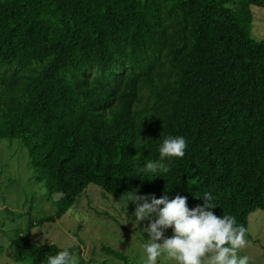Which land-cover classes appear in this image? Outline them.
Returning <instances> with one entry per match:
<instances>
[{"label":"trees","instance_id":"obj_1","mask_svg":"<svg viewBox=\"0 0 264 264\" xmlns=\"http://www.w3.org/2000/svg\"><path fill=\"white\" fill-rule=\"evenodd\" d=\"M252 7L264 0H0V139L19 140L58 195L54 215L11 238L15 261L73 256L75 245H39L31 231L90 184L113 197L179 194L190 210L210 192L211 211L246 229L264 211V38L251 37ZM168 136L186 139L185 155L147 171Z\"/></svg>","mask_w":264,"mask_h":264},{"label":"rangeland","instance_id":"obj_2","mask_svg":"<svg viewBox=\"0 0 264 264\" xmlns=\"http://www.w3.org/2000/svg\"><path fill=\"white\" fill-rule=\"evenodd\" d=\"M252 11L255 18L251 37L259 41L264 38V8L252 7ZM57 198L58 195L48 193L22 143L17 139H0V264H20L9 247L11 238L26 230L28 219L54 215ZM130 204L127 196L113 197L90 184L62 218L35 225L31 239L39 245H75L76 264H145L143 244L150 237L143 229L150 221L134 222V226ZM172 234V228L164 230L166 238ZM245 239L247 245L238 255L248 256L250 264H264L263 210L249 214ZM103 247H109L122 258L105 252ZM157 264L177 262L162 255Z\"/></svg>","mask_w":264,"mask_h":264},{"label":"clouds","instance_id":"obj_3","mask_svg":"<svg viewBox=\"0 0 264 264\" xmlns=\"http://www.w3.org/2000/svg\"><path fill=\"white\" fill-rule=\"evenodd\" d=\"M186 147V139L182 136L164 138L159 147L160 159L146 162L145 169L151 173L158 170L169 172L170 168L162 161L171 157L182 158ZM127 194V203L131 201L135 205L133 224L146 219L150 221L143 229L150 237L143 244L145 264H157L158 257L162 255L177 264H250L248 256L238 255L247 245V229L238 225L234 216H216L211 211L216 206L210 192L203 194L202 205L191 210L187 197L179 194L171 200L167 195L157 199L154 195ZM169 228L173 229V234L166 238L164 230ZM161 240L163 242L158 243ZM46 264H76V261L65 249L54 256H47Z\"/></svg>","mask_w":264,"mask_h":264}]
</instances>
